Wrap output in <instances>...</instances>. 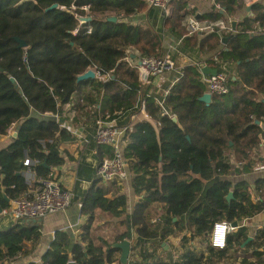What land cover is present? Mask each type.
<instances>
[{
	"label": "trees",
	"instance_id": "trees-1",
	"mask_svg": "<svg viewBox=\"0 0 264 264\" xmlns=\"http://www.w3.org/2000/svg\"><path fill=\"white\" fill-rule=\"evenodd\" d=\"M214 1L224 12L213 7L200 18L239 19L236 32L187 35L185 19L194 14L189 0L174 1L171 16L160 18L175 40L183 37L181 49L201 50L209 54L212 67L223 64L227 68L229 91L213 94L209 105L200 101L206 91L200 64L186 65L161 106L162 91L143 84L137 70L123 59L130 46L144 56L166 54L161 29L156 27L158 9H151L146 0H0V138L6 137L11 127L17 132L0 149V207L6 208L10 200L34 186L35 182L27 179V168L36 178H46L54 176L53 168H62L72 160L77 165L74 199L82 204L81 212L89 215L81 240L71 244L69 232L56 233L42 255V264H68L71 259L77 264H113L119 261L120 249L112 245L126 238L136 240L131 246L130 264H213L247 239L244 227L229 235L222 250L209 245L206 253L198 254L187 246L180 257L174 259L170 254L164 262L156 254L155 241H165L182 230L174 228L178 222L170 218L165 226L152 222L160 207L171 218L188 216L186 227L193 229L191 239L208 235L215 222H242L264 209V194L261 201L253 202L246 181L233 184L226 178L234 160L230 152L238 162L250 161L261 143L262 128L254 120L264 122V31L260 30L264 27V2L253 4L246 13L244 0ZM53 4L58 7L48 9ZM85 5H89L88 10L82 8ZM142 12H148L155 21L136 25L128 20ZM81 15L91 17L87 23L91 32L80 26ZM111 16L117 21L109 20ZM224 35L231 38L223 45ZM14 37L27 46L20 47ZM90 67L101 76L109 74V79L78 82L77 76ZM72 101L75 123L86 135L77 158L62 150L65 143L78 140L62 127L69 121L68 116H62L65 105ZM142 101L148 115L158 122V129L143 120L125 135L128 142L123 155L133 176V192L139 197L129 215L128 196L121 186L96 177V167L112 155L113 147L98 144L94 136L99 119L107 115L118 127L130 124L132 116L139 114ZM164 110L178 122L163 114ZM26 158L30 164L25 165ZM83 184L89 186L83 188ZM256 185L264 191V178ZM113 188L116 193H112ZM229 191L234 193L230 201ZM97 209L123 218L126 227L107 247L92 234ZM258 232L246 247H253L257 264H264L260 259L264 255V227ZM40 238L39 226L31 220L18 221L0 231V264L29 252ZM28 241L31 246H27ZM188 241L185 237L184 247ZM247 260L244 257L242 264Z\"/></svg>",
	"mask_w": 264,
	"mask_h": 264
},
{
	"label": "crops",
	"instance_id": "crops-1",
	"mask_svg": "<svg viewBox=\"0 0 264 264\" xmlns=\"http://www.w3.org/2000/svg\"><path fill=\"white\" fill-rule=\"evenodd\" d=\"M262 2H264V0ZM249 6H251L252 8V5H247V8ZM189 7L195 10V11L193 10L194 14H192V16H194V18H196L197 20L200 19L202 21H211V20L201 19L200 16L203 15L205 12L213 10V7H216L217 10L220 9V12H224V8L221 6V4L219 2L218 3L215 2L214 0H189ZM150 8L156 10V8H152V7ZM191 8H188V9L191 10ZM247 8L245 12L249 13L251 9L248 11ZM157 11L159 13V17L156 18L158 20L157 22L158 24L156 27L158 30L161 29L160 35H161V38H163V43H164V46L166 47L165 53L166 54L169 53L172 55V58L175 60L177 66L181 63V61L186 62L184 64H181L180 67L178 66V69H180L181 71L182 67L186 65L196 66V64L204 65L205 63L208 66L212 67L210 65L211 60L210 61L208 60L210 58L208 57L209 56L208 53L202 52L201 50L200 51L190 50V49L183 50L180 47L182 43L176 46L177 43L182 38V36H180L178 39L175 40V38H173V36H171V34L168 33L163 27V22H162L163 19L160 18L161 10L160 11L157 10ZM243 16L244 15H240L239 17H243ZM219 19H222V18H219ZM128 20H130L133 24H136V25L152 24L155 21L153 16H149L148 12H142L136 16H132L128 18ZM233 20H237V19H231L229 21L226 20L230 24L231 31L220 32V35L224 33L227 34V33L236 32L232 30L231 22ZM185 24H186V19H185ZM236 30H237V27H236ZM260 30L263 31L262 29ZM224 37H229V36L224 35L223 38ZM224 44H227V43L223 42V45ZM199 61L200 63H198ZM212 68H215V67H212ZM230 68L232 71L235 70V67H233V65H231ZM173 72H177V70L171 71L169 73H165L163 76H161V78H153V81L150 84L154 85L155 88L162 91L163 93L165 90L170 88L173 84L177 83V82L174 83V81L178 78V74H173ZM230 74L231 76H233V79H238V76H236L233 72H230ZM203 79H204V76H203ZM84 89L85 88L83 87L80 91H77L75 93V97H77L81 92H83ZM205 92H207V87H206ZM165 96L166 95H164L163 93L162 100L158 101L159 104L162 101L165 102ZM139 111L140 112L138 115L132 116L133 121L130 124H126V125H132L133 127L135 123L141 122L143 120H147V121L152 122L154 126L158 129V122L153 120L152 117L148 115V113L146 112V108L143 110L139 109ZM47 115L54 116V114L52 113H47ZM169 117L174 118L175 116L169 115ZM260 122H262V125L260 126L262 128L261 133H260L261 143L251 153L252 154L251 160L238 162L235 159L234 157L235 155L233 154V152H230L231 159H234V160L232 162V168L230 169L228 173H226L227 174L226 178L232 181L233 184H236L242 181H246L248 183V186H249L248 192L251 194V200L253 202L261 201L263 197L262 195L264 194L263 193L264 191L258 190L257 185H256L257 181L264 178V122L261 120ZM126 125H123V126H126ZM14 133H15V128L11 127L6 137L0 138V149L6 147V145L11 141V136H14ZM85 141L80 142L79 140H77L75 142L65 143V145L62 146V150L64 151L68 150L71 153V156L77 158L78 152L83 150V144L85 143ZM127 142L128 140L125 142V146ZM76 167L77 165L75 161L69 160L66 163V165H64L62 168L52 169V174L54 175L53 177L58 179L61 182L62 188L63 189L69 188L74 193H75V184H76V176H75ZM28 170H30V168L29 169L27 168L26 170L27 173H28ZM128 172H129L128 173L129 178L127 180L116 181V183L118 184V186H121L122 193L128 196L126 213L130 215L133 212L135 205L137 201L139 200V197L135 196L133 192V189H132V177L133 176L131 175L129 169H128ZM27 173H26V176H27ZM88 186L89 184H83V188H87ZM116 192H117V189L116 190L112 189V193H116ZM12 200L9 201L6 208L2 209L0 207L1 209L0 211V231L7 230L9 227L13 226L14 224L18 222V221H15L11 217V215H9V213L7 214L4 212L5 210L11 209ZM81 209H82V206H80V201L74 199L72 204L67 208L66 211L47 214V216L44 217L43 219H40L34 222V223H37V225L39 226L40 237H41L40 241L29 252H21L19 255L14 257V259H9V260L6 259L2 263L42 264V259H43L42 255L48 250V248L51 245V242H53V240L56 238L55 234L58 232H69L70 237H71V244L80 241L82 229L89 222V215L83 214L81 212ZM164 212H165L164 209L160 207L157 211V216L152 219V222L155 224H161L162 226L163 225L165 226V224L167 223V220L170 218V219H173V221L178 222V227L174 226V228L176 229L182 228V230L180 231L177 230L176 233L169 235L165 241H162V242L155 241V245L157 247L156 254L161 260L160 262L169 260L170 254H172L174 259H177L183 254L187 246H190L191 249L193 251H196V253L198 254L207 252L209 245L211 246L210 239H211V234H212L211 231H212L213 226L211 230L208 232V235H205V237H195L194 239H191L193 229H189L186 227L188 224V216L184 214V216L180 218L178 217L171 218L169 215L164 214ZM95 217L96 218L93 223L92 234L93 236H95V240L101 243L102 245H104L103 239L105 240L106 236H108V239H111V241L109 242L113 243L115 239L126 230L125 225H123L121 222L123 219L121 217L111 216L108 212H103L100 209L96 210ZM28 220L32 221V219H28ZM235 222L237 223V227H234V229H232L229 232L230 234L236 232L239 228L245 227L248 232V237L252 236L253 237L252 240H254L255 236L257 237V235L260 234L258 231L263 229L264 227V209L262 213L258 215H255L250 218H245L242 222H237V221ZM111 236L113 239L111 238ZM185 237L189 238V241L186 243L184 247L183 240L185 239ZM130 240L132 244L136 241L135 238H132ZM198 240H199V243H201L200 249L196 247V243ZM246 240L247 239H245L244 242ZM252 240L246 242L244 245L241 244L239 248L236 247L235 249H231L229 253L225 256V258L218 259L213 264H242V259H244V257H248L247 264H257L259 260H258V257L254 255L255 252H254L253 247H249V248L246 247ZM258 241L260 242L261 239H259ZM158 243L160 244L161 247L158 246ZM28 245L31 246V242L28 241L27 246ZM219 250H222V249H219ZM257 252L262 253L259 250ZM263 252H264V249H263ZM120 253L121 251L118 253L119 259L121 256ZM260 259L264 261L263 254ZM113 264H120V260Z\"/></svg>",
	"mask_w": 264,
	"mask_h": 264
},
{
	"label": "built area",
	"instance_id": "built-area-1",
	"mask_svg": "<svg viewBox=\"0 0 264 264\" xmlns=\"http://www.w3.org/2000/svg\"><path fill=\"white\" fill-rule=\"evenodd\" d=\"M150 7L161 10V15L164 18H168L172 14L173 2L177 0H146ZM258 1L263 0H244L246 5H253ZM220 7V5H219ZM82 8L88 10L89 5H85ZM84 17L78 18L80 21V26L86 27L87 32H91V26L87 25L89 21H86ZM186 27L187 35L198 34L199 32H229L231 31L230 24L224 20L219 19L216 21H202L197 20L192 15L186 16ZM264 31V27L262 28ZM79 28H77L74 33H77ZM183 37L177 43L176 46L182 43ZM215 57V61L219 63L218 57ZM133 68L138 72V78L143 84H150L153 78H161L165 73L171 71H176L178 78L174 81L178 82L182 74V70L178 69L175 60L172 58L171 54H165L161 57L156 56H144L133 46H130L125 51L124 58ZM207 65L206 63L200 64L199 68ZM91 68V67H90ZM96 73V78L98 79H109V74L102 75L96 68H92ZM218 72L216 75L203 74L204 82L207 87V92L212 95H221L229 91L228 81H229V71L227 68L220 64L217 68ZM174 85V84H173ZM169 88L163 93L166 95ZM163 101L160 102L161 106ZM146 108V102L142 101L140 109ZM75 102H69L65 105L64 115L68 116L69 121L62 125L63 128H68L73 136H75L80 142L85 141V133L83 128L75 123ZM163 114L171 115L167 110L163 111ZM55 117H59L54 114ZM97 130L94 138L98 144H107L113 147L112 155L105 157V159L99 163L96 167V177L101 179L103 182H116L125 181L129 178L128 172V160L123 155L125 142L127 138L125 137L128 131L132 130V125H126L123 127H118L115 121L109 119V115L104 119H99L97 124ZM262 125V122L259 126ZM30 159L26 158L25 165L30 164ZM27 179L34 181L35 184L26 193L16 197L12 200V207L9 210H5V213H9L15 221H22L28 219L40 220L47 216V214L55 212H64L72 204L74 200V192L69 189H63L61 182L54 178L53 176L46 178H36L35 173L28 170ZM80 206L82 204L80 203ZM234 229L231 223L227 221L215 222L211 231L210 244L212 247L217 249H225L227 245V240L229 232Z\"/></svg>",
	"mask_w": 264,
	"mask_h": 264
},
{
	"label": "water",
	"instance_id": "water-1",
	"mask_svg": "<svg viewBox=\"0 0 264 264\" xmlns=\"http://www.w3.org/2000/svg\"><path fill=\"white\" fill-rule=\"evenodd\" d=\"M58 5L57 4H53L52 6H50L48 9H53V8H57ZM248 11L251 9V6H249L248 8ZM84 19L86 21H90L91 20V17H84ZM109 20H113V21H117V17L115 16H111L109 17ZM237 24H238V21L237 20H233L231 22V25H232V30L233 31H236V27H237ZM14 39L19 42V45L20 47H26L27 46V42H25L24 40L20 39L19 37H14ZM230 39V37H224L223 38V42L224 43H227L228 40ZM201 71L204 73V74H208V75H216L218 70L216 68H212L208 65H205L203 67H201ZM89 78H96V73L95 71L92 69V68H88L85 72H83V74L77 76V80L78 82H81L85 79H89ZM11 80L16 82L14 80V78L11 77ZM212 94L209 93V92H205L201 95V98H200V101H204L207 105H209L212 101ZM263 102H264V99H263ZM174 120L176 122H178V119L176 117H174ZM254 124L255 125H260L261 122L258 120V119H255L254 120ZM17 135V132L14 133V136ZM44 166L47 165V161L43 163ZM229 194L227 195V199L228 200H231L233 197H234V193H232L231 191L228 192ZM1 211V209H0ZM33 222H36L37 220L36 219H33L32 220ZM233 227H237V223L236 222H233L232 224ZM253 237L252 236H249L247 238V240L243 243V245L252 240ZM131 245H132V242L129 238H126L124 239L123 241H120V242H116L114 243L112 246L115 247V248H118L120 249L121 253H120V264H129L130 262V253H131ZM68 264H77L73 259H71Z\"/></svg>",
	"mask_w": 264,
	"mask_h": 264
},
{
	"label": "rangeland",
	"instance_id": "rangeland-1",
	"mask_svg": "<svg viewBox=\"0 0 264 264\" xmlns=\"http://www.w3.org/2000/svg\"><path fill=\"white\" fill-rule=\"evenodd\" d=\"M184 63H186V62H182L181 61V63L178 65L179 67L181 66V64H184ZM177 66V67H178ZM173 74H176V72H173ZM113 190H116V188H113ZM106 239L104 240L103 239V243H104V245L107 247L108 245H110L111 244V242H109V241H111V239H108V236H106L105 237ZM111 238H112V236H111ZM113 239V238H112ZM106 243V244H105ZM200 246H201V243H199V240L197 241V243H196V247H198V249H200ZM204 246V245H203Z\"/></svg>",
	"mask_w": 264,
	"mask_h": 264
},
{
	"label": "flooded vegetation",
	"instance_id": "flooded-vegetation-1",
	"mask_svg": "<svg viewBox=\"0 0 264 264\" xmlns=\"http://www.w3.org/2000/svg\"><path fill=\"white\" fill-rule=\"evenodd\" d=\"M120 260V259H119Z\"/></svg>",
	"mask_w": 264,
	"mask_h": 264
}]
</instances>
